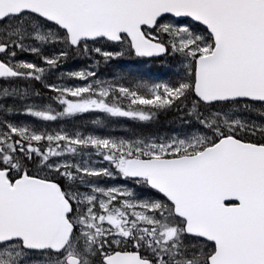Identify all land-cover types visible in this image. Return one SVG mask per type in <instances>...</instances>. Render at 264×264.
I'll list each match as a JSON object with an SVG mask.
<instances>
[{"label": "snow or ice", "instance_id": "1", "mask_svg": "<svg viewBox=\"0 0 264 264\" xmlns=\"http://www.w3.org/2000/svg\"><path fill=\"white\" fill-rule=\"evenodd\" d=\"M0 264H264V0H0Z\"/></svg>", "mask_w": 264, "mask_h": 264}]
</instances>
